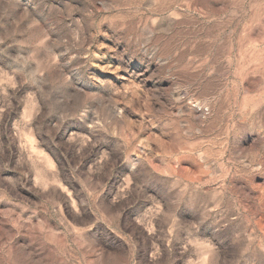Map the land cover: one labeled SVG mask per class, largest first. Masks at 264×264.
Returning a JSON list of instances; mask_svg holds the SVG:
<instances>
[{"label":"rangeland","instance_id":"rangeland-1","mask_svg":"<svg viewBox=\"0 0 264 264\" xmlns=\"http://www.w3.org/2000/svg\"><path fill=\"white\" fill-rule=\"evenodd\" d=\"M0 264H264V0H0Z\"/></svg>","mask_w":264,"mask_h":264}]
</instances>
